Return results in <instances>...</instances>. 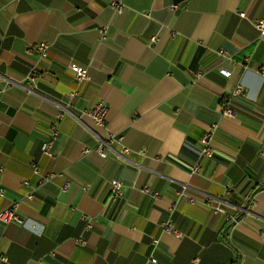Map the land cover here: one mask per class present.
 Listing matches in <instances>:
<instances>
[{
  "label": "crops",
  "instance_id": "1",
  "mask_svg": "<svg viewBox=\"0 0 264 264\" xmlns=\"http://www.w3.org/2000/svg\"><path fill=\"white\" fill-rule=\"evenodd\" d=\"M258 20L264 0H0V210L14 204L23 219L0 225V264H264ZM99 103L105 128L89 114ZM212 124L213 154L190 173ZM108 134L122 140L102 158L94 148ZM31 162L55 175L39 182ZM112 178L122 198L110 197Z\"/></svg>",
  "mask_w": 264,
  "mask_h": 264
},
{
  "label": "built area",
  "instance_id": "2",
  "mask_svg": "<svg viewBox=\"0 0 264 264\" xmlns=\"http://www.w3.org/2000/svg\"><path fill=\"white\" fill-rule=\"evenodd\" d=\"M110 5L118 13L121 12L124 8V4L121 2L113 1V2H111ZM240 16L244 17L245 14L240 13ZM253 25L256 29H258L260 31V34L262 36H264V21L263 20L255 21L253 23ZM106 29H107V26H105V25H101L99 27L100 38L102 41H104L106 39ZM28 49H30V48H28ZM34 49L38 53L39 56H45L46 52H47V45L45 43H39L34 47ZM70 69L74 73L75 80L81 81V80H88L89 79L88 72L85 68H82L76 64H70ZM34 73H35V69L31 68L30 74L27 76V79L29 80L31 86L34 85V80H35L34 79ZM195 76L199 77L200 73H196ZM241 91H242V87L236 86L235 89L231 93V97L237 96L238 94L241 93ZM89 114H90L91 118L93 119V121L97 127L105 128L107 107L104 104H102V103L97 104L92 110L89 111ZM222 114L225 116H229V117L235 116V112H234L232 105L228 99H227L226 105H224L222 107ZM61 116H62V114L59 113L56 116L55 120L50 123L49 138L46 141V143L44 144L43 149H42V154L44 156H47V157L53 156L52 146H53V143L56 140L57 135H58L57 124H58V121L60 120ZM214 129H215V125L212 124L208 128V130L197 141L196 145L198 148V158L190 166V168H189L190 173H197L200 170V167H201L200 158L201 157H211L212 156L213 147L211 144V138H212V133H213ZM121 140H122V136H115V135H111V134H108L105 137H99L98 144L94 148V151L100 157L105 158V157H107L108 149H111V143L115 142V141L121 142ZM87 151H89V149L84 148V150L82 152L85 153ZM127 152H128V149L126 147L122 146L121 153H127ZM121 153H118V155H121ZM30 167H31L32 171L39 176V182H46L55 175L51 171L41 170L37 166V164L34 162L30 163ZM58 175H60V174H58ZM108 184H109L110 197L112 199L122 198L125 195L127 186L125 185L124 181L121 180L120 178H112L111 180H109ZM67 187H68V183H65L62 186V189L65 190ZM231 188L232 187L230 185L228 187V190H230ZM143 191L144 192L149 191L148 185L143 186ZM2 194H3V190L0 189V196H2ZM155 194H157V193H155ZM180 195L183 196L181 193H180ZM26 197L32 198V194L29 193L26 195ZM188 201L193 202V199L189 198ZM209 202H210V200L207 199L206 203L209 204ZM253 203L254 202L251 201V206H253ZM213 209L216 212H222V213L227 214L226 209H224L219 204L213 206ZM231 218L235 221L234 217H231ZM9 223H17V224L23 223V219L19 215V213L17 212L14 204H11V205L0 210V225L5 226ZM161 226L164 230L172 231L177 237H180L182 235L178 230H176L174 228L173 224L170 221L162 222ZM80 242L83 243V241H81V240H80ZM153 242H154V244H156L157 240H153ZM0 260H4V257L0 256ZM150 260L152 262L156 261L155 258H151Z\"/></svg>",
  "mask_w": 264,
  "mask_h": 264
},
{
  "label": "trees",
  "instance_id": "3",
  "mask_svg": "<svg viewBox=\"0 0 264 264\" xmlns=\"http://www.w3.org/2000/svg\"><path fill=\"white\" fill-rule=\"evenodd\" d=\"M238 261V259H236L235 261H234V263H236Z\"/></svg>",
  "mask_w": 264,
  "mask_h": 264
}]
</instances>
